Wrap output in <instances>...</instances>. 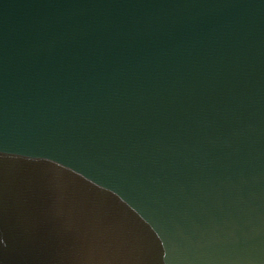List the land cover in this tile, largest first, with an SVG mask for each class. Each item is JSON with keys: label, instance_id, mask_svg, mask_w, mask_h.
I'll list each match as a JSON object with an SVG mask.
<instances>
[{"label": "water", "instance_id": "1", "mask_svg": "<svg viewBox=\"0 0 264 264\" xmlns=\"http://www.w3.org/2000/svg\"><path fill=\"white\" fill-rule=\"evenodd\" d=\"M0 264H264V0H0Z\"/></svg>", "mask_w": 264, "mask_h": 264}]
</instances>
